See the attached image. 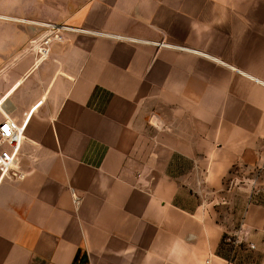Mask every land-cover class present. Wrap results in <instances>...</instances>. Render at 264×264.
Returning a JSON list of instances; mask_svg holds the SVG:
<instances>
[{"label": "crops", "instance_id": "obj_1", "mask_svg": "<svg viewBox=\"0 0 264 264\" xmlns=\"http://www.w3.org/2000/svg\"><path fill=\"white\" fill-rule=\"evenodd\" d=\"M28 18L74 31L46 59L13 43L0 100L29 121L24 177L0 187V264L227 263L232 205L245 236L264 217V194L232 204L225 182L264 159V0H0V47ZM141 154L169 177L139 178ZM163 154L222 155L217 198L186 207Z\"/></svg>", "mask_w": 264, "mask_h": 264}, {"label": "rangeland", "instance_id": "obj_2", "mask_svg": "<svg viewBox=\"0 0 264 264\" xmlns=\"http://www.w3.org/2000/svg\"><path fill=\"white\" fill-rule=\"evenodd\" d=\"M22 20L25 24L22 25L24 26L22 28L23 30L20 29V26L16 27L17 29L15 28V21L6 22V51L4 46L0 47V87L3 85L4 80L14 78L16 75L18 63L14 62V60L18 54L15 51L16 48L13 46L14 40L20 39L21 36L26 41L32 39L30 42L31 46L33 42L43 37L36 34L37 31H35V29L30 28L31 23H26L29 21L32 22L33 20L29 18ZM42 28L48 30L45 27ZM32 33L34 34V38H31ZM25 49H27L26 46L22 48V50ZM146 121L148 125L151 126L150 129L156 132L152 137L151 143L148 144V147L155 149L158 142L159 125L156 119H153V116H150V118L148 117ZM162 156L163 160L161 161V166H163L164 169L166 165V171L170 173V177L178 182L184 190L182 201L186 207L193 209L195 205L201 204L202 201H208L210 199L215 200L217 198V192L211 188L212 181H210L211 175L208 174V168L214 165H221L222 161L219 159L222 155L197 154V156L192 159H187L178 155H172L171 159H169V154H163ZM166 157L167 159L165 162ZM141 159L143 164L142 167L138 168L140 171H137L139 178L144 176L154 180L157 177H169V175L160 172L159 154H141ZM249 166L250 164L234 165V167L230 169V173L225 177L226 184L230 186L232 204L233 202L237 204V200L240 198H245L250 204V201L255 197L264 194L263 191H260L262 187L258 186L256 188L255 186V184L261 182L260 179H264V159L255 169H249ZM242 187L245 188V190H243ZM237 209V205L234 207L232 205L230 226L227 227L225 224L227 228L225 231L224 246L221 248L220 252L226 257L227 263L224 264H264V217L259 218L262 224L260 227L261 230L253 235L250 232L246 233L245 236L244 233H241V224L238 216H234V212Z\"/></svg>", "mask_w": 264, "mask_h": 264}, {"label": "built area", "instance_id": "obj_3", "mask_svg": "<svg viewBox=\"0 0 264 264\" xmlns=\"http://www.w3.org/2000/svg\"><path fill=\"white\" fill-rule=\"evenodd\" d=\"M41 26L47 28L50 34L33 42L30 49L35 51L40 59H46L50 54L52 43L64 42L65 34L74 29L50 23H43ZM5 110L4 102L0 100V187L6 180L24 177V174L17 169V164L26 140V128L29 121L27 118L24 123H19L11 115H7Z\"/></svg>", "mask_w": 264, "mask_h": 264}, {"label": "bare ground", "instance_id": "obj_4", "mask_svg": "<svg viewBox=\"0 0 264 264\" xmlns=\"http://www.w3.org/2000/svg\"><path fill=\"white\" fill-rule=\"evenodd\" d=\"M14 89V88H13ZM3 102H4V100H3ZM6 113V112H5ZM7 115H10L9 113H6Z\"/></svg>", "mask_w": 264, "mask_h": 264}, {"label": "snow or ice", "instance_id": "obj_5", "mask_svg": "<svg viewBox=\"0 0 264 264\" xmlns=\"http://www.w3.org/2000/svg\"><path fill=\"white\" fill-rule=\"evenodd\" d=\"M5 131H7V129H5Z\"/></svg>", "mask_w": 264, "mask_h": 264}, {"label": "water", "instance_id": "obj_6", "mask_svg": "<svg viewBox=\"0 0 264 264\" xmlns=\"http://www.w3.org/2000/svg\"><path fill=\"white\" fill-rule=\"evenodd\" d=\"M31 50V49H30Z\"/></svg>", "mask_w": 264, "mask_h": 264}]
</instances>
